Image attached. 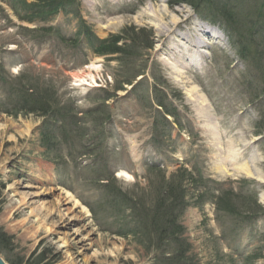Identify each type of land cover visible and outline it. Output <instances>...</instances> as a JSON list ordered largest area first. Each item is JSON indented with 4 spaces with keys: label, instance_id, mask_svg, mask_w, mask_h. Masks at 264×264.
I'll return each instance as SVG.
<instances>
[{
    "label": "rangeland",
    "instance_id": "1",
    "mask_svg": "<svg viewBox=\"0 0 264 264\" xmlns=\"http://www.w3.org/2000/svg\"><path fill=\"white\" fill-rule=\"evenodd\" d=\"M219 1L242 33L260 23L263 47L264 0ZM76 2L30 17L0 0L3 258L183 264L181 252L187 264H264V66L239 58L246 40L231 45L189 0ZM151 6H166L162 21ZM173 15L222 37L203 59L177 61L161 35ZM114 35L131 49L97 52ZM229 148L262 180L221 172Z\"/></svg>",
    "mask_w": 264,
    "mask_h": 264
},
{
    "label": "trees",
    "instance_id": "2",
    "mask_svg": "<svg viewBox=\"0 0 264 264\" xmlns=\"http://www.w3.org/2000/svg\"><path fill=\"white\" fill-rule=\"evenodd\" d=\"M21 3L24 5V10H22L25 13H29L30 17L32 16V13L36 14V11L40 14H46V15H52L54 13H58L61 10L67 8V6L73 5L74 3H77V0H38L37 2H28L27 0H20ZM189 2L198 10L200 13H210V16L216 17L217 19H223L228 22L231 27H227V31L231 37L232 43L236 46L237 44H240L241 39H245L246 41L249 40L252 44H256V47H259V44L256 43V38L258 37L259 31L263 32V28L260 25H253L250 31V34H244L241 31H237V28H234L233 24V17L231 14V9H233L232 4H222L219 0H189ZM209 7L210 9H206ZM231 8V9H230ZM17 12L21 11L18 8H15ZM33 11V12H32ZM230 14V16H229ZM209 15V14H208ZM262 16L264 14L262 13ZM208 17V16H207ZM210 18V17H209ZM211 20H214V18H210ZM230 19V20H229ZM254 41V42H253ZM122 42V43H120ZM131 44H128L126 41V37L124 38L123 36L119 35H114L112 38L107 39V43L103 44L102 46L97 47V52L101 54H116L122 51H128L130 48ZM147 46H151L148 45ZM138 47V46H137ZM136 47V48H137ZM135 48V50H136ZM263 49H258L256 50V53L252 56L250 50H246L245 52L241 51L240 54L242 55L243 58L245 59H255L256 61L259 60V63L262 65L264 64V46L262 47ZM130 53V52H128ZM163 216L166 222L169 223L167 227L173 228V226H170L175 218L173 209L169 208L164 209L163 212H160ZM173 215L174 217H170ZM173 234L177 233V230L172 231ZM175 240H177L174 237ZM180 255V263L183 262V264H187L186 260H184L183 253H178ZM45 256L41 255L38 257L35 262L36 264H47L45 262Z\"/></svg>",
    "mask_w": 264,
    "mask_h": 264
},
{
    "label": "bare ground",
    "instance_id": "3",
    "mask_svg": "<svg viewBox=\"0 0 264 264\" xmlns=\"http://www.w3.org/2000/svg\"><path fill=\"white\" fill-rule=\"evenodd\" d=\"M163 1L165 2V0ZM151 7L152 8L150 9V11L144 12L146 13V16L151 17L153 19H160L162 21L164 18L162 15V11H165L166 6H164L165 9L160 10L156 9L154 6ZM144 13L142 15H145ZM171 18L172 19L170 20V22L166 23V25L161 26V35L166 37V42L168 40L167 47L176 56L177 61L180 60V57L187 58V52H190L194 56H199L201 59H203V47L207 45V41L209 42L210 40H215L222 37L220 34L216 33V31L212 30L213 28L208 27V25H203L202 23L197 22H193L189 28L183 27V29H181L186 19H182V17H180L179 15H173ZM178 51L180 53L177 56L176 52ZM192 64L198 65V63L196 62H192ZM87 77L88 76H86V78ZM86 78L83 77L82 80H85ZM89 79L90 81H93V77H90ZM217 153L222 154V152ZM227 157L228 161H225L224 158L218 159L219 162L217 163V167L221 172L225 174H232L235 171L246 172L247 175L255 177L258 180H262L261 175L256 172L253 167L244 163L238 164L236 154L232 151L231 148H229L228 150ZM230 157L232 158V160L229 159ZM68 195L73 196L70 192H68ZM75 203L80 204L78 199H75ZM82 207L85 209L83 205ZM66 245V240H63L62 246ZM0 257L5 261V263L9 264L8 261L3 258L1 251Z\"/></svg>",
    "mask_w": 264,
    "mask_h": 264
},
{
    "label": "water",
    "instance_id": "4",
    "mask_svg": "<svg viewBox=\"0 0 264 264\" xmlns=\"http://www.w3.org/2000/svg\"><path fill=\"white\" fill-rule=\"evenodd\" d=\"M0 264H7L5 261L0 257Z\"/></svg>",
    "mask_w": 264,
    "mask_h": 264
}]
</instances>
